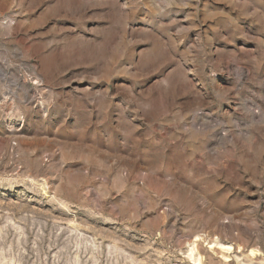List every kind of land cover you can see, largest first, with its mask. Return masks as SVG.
<instances>
[{
	"label": "rangeland",
	"instance_id": "rangeland-1",
	"mask_svg": "<svg viewBox=\"0 0 264 264\" xmlns=\"http://www.w3.org/2000/svg\"><path fill=\"white\" fill-rule=\"evenodd\" d=\"M0 264H264V0H0Z\"/></svg>",
	"mask_w": 264,
	"mask_h": 264
}]
</instances>
